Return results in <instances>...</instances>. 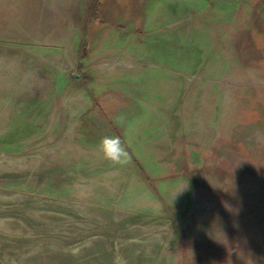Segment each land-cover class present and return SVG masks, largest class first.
Returning <instances> with one entry per match:
<instances>
[{"label": "rangeland", "instance_id": "rangeland-1", "mask_svg": "<svg viewBox=\"0 0 264 264\" xmlns=\"http://www.w3.org/2000/svg\"><path fill=\"white\" fill-rule=\"evenodd\" d=\"M0 264H264V0H0Z\"/></svg>", "mask_w": 264, "mask_h": 264}, {"label": "clouds", "instance_id": "clouds-1", "mask_svg": "<svg viewBox=\"0 0 264 264\" xmlns=\"http://www.w3.org/2000/svg\"><path fill=\"white\" fill-rule=\"evenodd\" d=\"M99 151L102 153L103 158L110 161L113 165H125L130 160L129 152L120 136L102 137L99 143ZM182 188H180L175 195L178 194Z\"/></svg>", "mask_w": 264, "mask_h": 264}, {"label": "water", "instance_id": "water-1", "mask_svg": "<svg viewBox=\"0 0 264 264\" xmlns=\"http://www.w3.org/2000/svg\"><path fill=\"white\" fill-rule=\"evenodd\" d=\"M75 76H76V77H78V75H77V74H75Z\"/></svg>", "mask_w": 264, "mask_h": 264}]
</instances>
